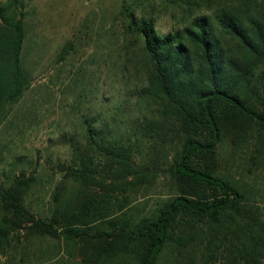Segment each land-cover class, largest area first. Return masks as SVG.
I'll list each match as a JSON object with an SVG mask.
<instances>
[{
    "label": "trees",
    "instance_id": "16d2710c",
    "mask_svg": "<svg viewBox=\"0 0 264 264\" xmlns=\"http://www.w3.org/2000/svg\"><path fill=\"white\" fill-rule=\"evenodd\" d=\"M18 2H0V124L30 85ZM128 16L147 59L138 95L158 104L134 132L152 153L171 146L174 192L152 209L134 206L135 188L155 179L157 164L85 118V143L57 166L78 188L63 198L61 179L48 215L26 204L33 177L0 184V253L15 235L71 242L81 264H264V204L219 162L225 145L250 149L251 164L264 156V20L220 7L159 34L152 19Z\"/></svg>",
    "mask_w": 264,
    "mask_h": 264
},
{
    "label": "rangeland",
    "instance_id": "374dc122",
    "mask_svg": "<svg viewBox=\"0 0 264 264\" xmlns=\"http://www.w3.org/2000/svg\"><path fill=\"white\" fill-rule=\"evenodd\" d=\"M6 0H0L5 2ZM24 42L22 66L29 87L0 124V184L24 172L33 177L27 206L48 215L54 191L63 181V198L78 188L57 166L70 164L73 145L85 143V118L109 137L132 144L137 160L157 164L158 174L134 190L132 204L152 209L174 192L166 172L171 146L149 151L134 132L136 118L157 114V102L141 98L147 59L142 37L130 28L128 14L152 19L159 34L188 25L199 14L223 7L264 20L262 4L249 0H18ZM225 145L219 162L224 173L245 183L264 204V156L249 163L250 149ZM155 162V163H154ZM0 264H81L78 248L64 239L12 237Z\"/></svg>",
    "mask_w": 264,
    "mask_h": 264
}]
</instances>
